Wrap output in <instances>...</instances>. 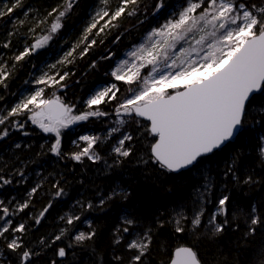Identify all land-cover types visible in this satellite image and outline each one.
Masks as SVG:
<instances>
[{
    "label": "snow or ice",
    "instance_id": "snow-or-ice-1",
    "mask_svg": "<svg viewBox=\"0 0 264 264\" xmlns=\"http://www.w3.org/2000/svg\"><path fill=\"white\" fill-rule=\"evenodd\" d=\"M79 3L59 0L43 15L39 9L30 15L32 9L28 8L21 19L14 14L24 9L25 0H0V21L4 22L0 27L10 26L0 48L11 52L7 57L0 54V89L4 90L0 94V142L13 132L32 135L27 130L30 122L52 138L40 145L37 156L48 153L79 165L103 162L106 170L135 162L145 181L191 177V186L170 205L171 211L161 213L162 219L149 223L139 213L126 212L108 230L106 245L99 242L103 230L85 220L82 213L126 202L131 196L127 187L113 184L104 192L97 189L95 201L78 198L74 203L80 212L59 217L65 227L50 238L28 240L29 232L38 229L53 208V201L67 195L64 178L37 172L40 178L23 197L4 195L9 188L28 183L27 162L17 163L15 155L0 152V264H39L48 250L53 258L47 264H69V255H77V249L87 255L78 256L75 264H153L155 235L161 229H170L184 241L170 252L166 264H264V239L254 242L258 230L264 235V195L259 202L254 197L246 206L233 208L226 191L217 194L216 177L206 167L208 158L232 149L222 172L225 185L231 180L249 191L260 185L264 192V168L246 176L239 174L247 151L243 141L253 132L258 133L256 160L264 166V0H183L178 10L151 28L126 58L105 73L111 81L94 87L83 101V110H78L75 103L55 92L67 89L66 81L75 75L68 66L103 44L104 37L119 29L123 19L141 12L147 15L148 9L144 0H95L88 23L71 48L55 63L41 67L39 74L29 73L31 79L24 80L25 87L18 93L9 92V83L22 62H30V57L50 45ZM173 7L167 0H155L152 15L158 17ZM20 37L25 38L23 50L12 52L13 38ZM118 42L119 36L114 43ZM114 55L109 52L101 59L111 60ZM89 67L96 68V62ZM49 88L54 91L46 96ZM8 95L16 98L10 106ZM109 105L111 112L106 110ZM109 117L114 119L103 136L82 134L72 141L76 150H63L67 130ZM101 145L108 147L111 163L100 151ZM23 147L17 142L8 150ZM254 167L253 162L250 168ZM48 179L51 198L38 213L29 211ZM79 183L83 185V179ZM179 186L185 187L183 179ZM176 187L169 186L167 191ZM78 222L85 223L87 231L76 229ZM241 224L245 229L235 250L226 256L220 240L229 229L240 231ZM66 238L68 242L63 243ZM202 248L207 250L205 255H201Z\"/></svg>",
    "mask_w": 264,
    "mask_h": 264
},
{
    "label": "trees",
    "instance_id": "trees-1",
    "mask_svg": "<svg viewBox=\"0 0 264 264\" xmlns=\"http://www.w3.org/2000/svg\"><path fill=\"white\" fill-rule=\"evenodd\" d=\"M172 1L174 0H167V2ZM58 2L59 0H25L24 9H18L16 14L21 15L25 10L31 8L32 13H30V15L35 14L37 9H39L40 14L43 15ZM94 3L95 0H80L79 5L65 20V26L60 34L63 35L64 33L65 35L66 32L68 34L72 33V36L77 34L79 32L78 25L81 23L80 21L87 16L88 11ZM144 3L147 4L148 8L151 10L155 0H144ZM139 16H143L144 18L145 14L141 13ZM137 17H133L132 19H123L119 29H113L109 35L104 37L103 44H98V46L90 51L89 55L83 59L77 58L75 63L68 66L75 73V75L71 76L66 81L68 87L59 93V96H61L66 102L75 103L78 110H83V101L87 98L90 90L111 79V77L107 76L105 73L110 71L112 63L114 64L128 48L140 42L143 36L137 37V35L141 31H143L147 26H149V30L152 28L154 17L135 27H132L134 23L138 21ZM3 23V21H0V25ZM8 28H10V26H8ZM8 28L0 27V30L2 29L0 32V38L4 37V33L8 30ZM60 34L58 37L55 36L51 42H58L57 38L60 37ZM118 36L119 42L114 43ZM23 38L24 37L14 38V41ZM109 52L115 54L113 58L111 60H102L101 57ZM41 56L42 54L37 53L29 58L30 62H22L23 67L16 74V78L11 80L9 83V92H18L19 88L24 86L23 82L29 75V70L32 68L31 71H34L38 66H40L39 63ZM93 61L97 64L96 68L89 67ZM33 65L36 67L34 68ZM76 81H79V83H76ZM125 95H127L126 92ZM14 98L15 97L8 95L6 103L9 102L11 104ZM106 110L111 112L112 106H107ZM113 119L114 117H109L108 121L92 119L87 123L73 126L64 134L62 140L63 150L66 152L76 150L75 146L72 145V141L75 136L79 137L86 130L87 125L91 126L90 129L94 133L99 134L104 131V129L109 125V121ZM27 130L31 132L32 135L23 136L19 132H13L7 141L0 142V152H2L5 156L15 155L17 157V163L27 162L26 173L28 183L26 185H20L18 188H9L4 195L12 193L18 197H23L26 189L30 188L40 178L36 175L37 172H40L44 177H48L49 174H61L64 178L62 183H64V187L67 192L66 196L53 201V210H50V212L46 215L38 229L29 232L27 237L28 240H35L42 236L50 238L59 231L60 227H65L66 225H64L59 219L61 216V209L62 215H65L70 211L79 213L80 208L74 203L78 198L85 201H95L98 199V196L96 195L97 189L104 192L112 187L113 184H115L117 188L127 187L131 196L126 202L121 200L117 203L111 204L104 211L94 209L90 212L82 213V217L85 220L93 222L98 229L103 230L101 236L99 237V242L102 245H106L108 241V230L117 224L119 222V218L126 212L139 213L146 217L149 223L156 218L162 219L163 216L161 213L171 211L170 205L185 196L187 194V187L191 186L188 184V179H191V177H161L158 181H145L135 162L125 163L121 167L106 170V165L103 162L94 165L91 164V162L85 161L84 165H79L69 160H58L56 157L48 153H42L37 156L36 154L41 152L40 145L50 143L52 138L40 133L38 129L30 125V122L27 126ZM256 135H258V133L253 132L244 138L243 143L246 146L247 151L244 163L239 166V174L241 176H246L249 171H252L253 173L260 172L261 169L264 168V166L256 160V151H254L256 150ZM17 142L21 143L24 147L22 149L12 148L11 151H9L8 149L10 146ZM100 151L105 155V159L111 163L113 157L110 155L108 147L106 145H101ZM231 151L232 149H229L227 152L208 158L209 164L206 165V167H210L212 173L216 177L218 184L217 194H219V192L226 191L232 198L233 208H235L238 204L246 206L248 201L254 197L256 201L259 202L261 196L264 195V192L260 189V185H257L252 191H249L248 187L242 184H233L231 180H229L227 185H225L222 172L225 160ZM253 162L255 163V167L250 168V164ZM257 178L259 179V177ZM81 179L84 181L83 185L79 183ZM181 179L184 180L185 187L179 186ZM50 183L51 179H48L45 182L44 189L41 191L46 195L43 197L37 196L34 201L33 208L29 211L38 213L51 198L52 190L50 189ZM172 185H177L178 187L171 192L167 191V188ZM57 206H60L61 208H57ZM208 210L209 212L212 210L211 205ZM25 215H27V213H25ZM76 229L87 231L86 224L82 222L77 223ZM244 229L245 226L241 224L240 231L233 232L231 229L226 231L220 240V250H222L226 256L235 250L236 241L241 236ZM69 231L71 232L72 229H69ZM262 239H264V235H262L260 230H258L254 242L258 244ZM67 242L68 239L66 238L63 243ZM182 243H184V241L179 236L172 233L170 229L158 230L155 235V242L152 249L153 264H161V261L166 264L170 252ZM252 243L253 240H249V244ZM206 251V249L202 248L201 255H205ZM80 255L86 256L87 253L80 254L79 249H77V255H69V264H75V261ZM51 258H53L52 250H48L46 255H42L39 258V264H47V260ZM205 258L207 259L208 257L205 256Z\"/></svg>",
    "mask_w": 264,
    "mask_h": 264
},
{
    "label": "rangeland",
    "instance_id": "rangeland-1",
    "mask_svg": "<svg viewBox=\"0 0 264 264\" xmlns=\"http://www.w3.org/2000/svg\"><path fill=\"white\" fill-rule=\"evenodd\" d=\"M183 3V2H182ZM182 3H178V4H175L174 5V7L173 8H170V9H173V10H178V8H179V6L182 4ZM30 4H32V3H30ZM113 6H115V3L113 4ZM173 10H170V11H167V12H165V13H163V15H160V16H158L157 18H156V20L154 21V23H153V26H152V28H154V27H158V26H160L161 24H163L164 22H165V19L168 17V15H169V13L171 12V11H173ZM90 11H91V8H90V10L88 11V16H87V19H86V24L88 23V17H89V13H90ZM14 15H16V16H19L21 19H25V17L23 16V13L21 14V15H18V14H14ZM85 27V26H84ZM84 29V28H83ZM83 30H81V31H79L77 34H75L74 36H72L73 34L72 33H70V34H68L67 32H66V34L64 35V33H63V35L62 34H60V37L59 38H57L58 40V42H50V45L48 46V47H46V48H44V49H42V50H40L38 53L39 54H44V53H48L47 55H46V58H45V61L37 68V69H35L34 70V72L35 73H37V74H39V72H38V70L41 68V67H43L45 64H49V63H55L56 62V60L57 59H59L63 54H64V52H66L67 50H69L70 48H71V46L77 41V39L79 38V36H80V34H81V32H82ZM58 34V35H59ZM58 35H56V37H58ZM4 39V37L3 38H0V41H2ZM25 39V38H24ZM24 39H21V40H19V39H17V40H15L14 41V38H13V45H12V52H15V51H21V50H23V47H24ZM142 41V39L140 40V42ZM28 43H31V40L29 39L28 41H27ZM139 42V43H140ZM139 43H137V44H139ZM55 44H57L56 46H55ZM136 45V44H135ZM134 46V45H133ZM133 46H131L130 48H128L125 52H123V54L116 60V62H115V64L116 63H118V61L120 60V59H123V58H126V53L133 47ZM0 54H3L5 57H7V56H9V55H11V52L10 51H8V50H4V49H2V48H0ZM115 64H114V66H115ZM62 70H67V69H62ZM147 70H145V72H146ZM33 73V72H32ZM30 79H31V77H30ZM103 84H101V85H99V86H102ZM23 87H25V86H23ZM22 88L20 87L19 88V90H18V92L21 90ZM53 90L54 89H47V91H46V96H51L52 95V93H53ZM50 91H52V92H50ZM17 92V93H18ZM55 92H56V95H58V90H55ZM4 93V90L3 89H0V94H3ZM16 98H14L13 99V102H14V100H15ZM8 104H10L9 102H8ZM11 105V104H10ZM91 126L90 125H87L86 126V130L82 133V134H96V133H94L91 129ZM87 129H90V130H87ZM104 133H105V131H102L101 133H99V135H101V136H103L104 135ZM81 134V135H82Z\"/></svg>",
    "mask_w": 264,
    "mask_h": 264
},
{
    "label": "bare ground",
    "instance_id": "bare-ground-1",
    "mask_svg": "<svg viewBox=\"0 0 264 264\" xmlns=\"http://www.w3.org/2000/svg\"><path fill=\"white\" fill-rule=\"evenodd\" d=\"M183 2V0H174V1H172V2H167L168 4H170V5H175V4H178V3H182ZM249 2H259V0H250ZM170 10H173V9H170V8H168V9H166V10H164L163 11V13H165V12H167V11H170ZM141 13H143L144 14V12H141ZM87 16H88V14H87ZM87 16L85 17V18H83L79 23V25H78V31H81V30H83V28H84V26H86V19H87ZM152 17H154L153 15H152V9L150 10L149 8L147 9V15H145L144 16V18H143V16H138L137 18H138V21L137 22H135L134 23V25L132 26V27H135V26H137V25H139L140 24V21L141 20H143V21H147V20H149V19H151ZM133 17H131L130 19H132ZM156 18L157 17H154V20H153V22H152V26H153V23H154V21L156 20ZM131 27V28H132ZM2 30V29H1ZM1 30H0V32H1ZM149 31V26H147L143 31H141L138 35H137V37H142V36H144L147 32ZM143 38V37H142ZM141 38V39H142ZM24 39V38H23ZM21 40V39H20ZM57 44H55V46H56ZM48 53H44V54H42V56H41V59H40V57H39V59H40V63H39V65H41L44 61H45V58H46V55H47ZM116 62V61H115ZM115 64V63H114ZM114 64L112 63V66L110 67V70H111V68L112 67H114ZM39 67V66H38ZM37 67V68H38ZM36 68V69H37ZM32 70V68L29 70V73L31 72H34V71H31ZM25 79H30V76L28 75ZM108 81H111V79L110 80H108ZM101 85V84H100ZM98 86V85H97ZM49 89H51V88H49ZM92 90V89H91ZM91 90H90V92H91ZM64 91V90H63ZM62 91H60V90H58V96H59V93H61ZM90 92L88 93V95L90 94ZM88 97V96H87ZM110 118H112V117H110ZM83 124V123H82ZM109 126V125H108ZM107 126V127H108ZM107 127L104 129V131H106V129H107ZM76 135V134H75ZM78 138V136H75V138H74V140H76ZM72 145H73V143H72ZM73 146H75V145H73ZM113 159V158H112ZM46 194H44L42 191L38 194V197H43V196H45ZM57 208H61L60 206H57ZM51 210H53V208L51 209ZM37 213V212H36ZM61 215H62V209H61Z\"/></svg>",
    "mask_w": 264,
    "mask_h": 264
}]
</instances>
